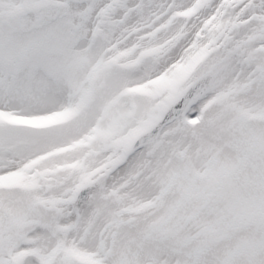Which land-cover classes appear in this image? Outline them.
<instances>
[{"label": "snow or ice", "instance_id": "snow-or-ice-1", "mask_svg": "<svg viewBox=\"0 0 264 264\" xmlns=\"http://www.w3.org/2000/svg\"><path fill=\"white\" fill-rule=\"evenodd\" d=\"M0 264H264V0H0Z\"/></svg>", "mask_w": 264, "mask_h": 264}]
</instances>
